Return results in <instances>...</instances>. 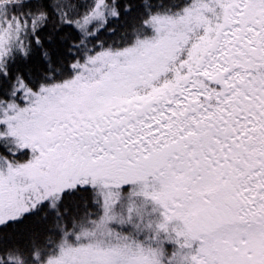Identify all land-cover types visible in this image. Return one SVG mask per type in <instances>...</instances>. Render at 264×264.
<instances>
[{
	"label": "snow or ice",
	"instance_id": "obj_1",
	"mask_svg": "<svg viewBox=\"0 0 264 264\" xmlns=\"http://www.w3.org/2000/svg\"><path fill=\"white\" fill-rule=\"evenodd\" d=\"M0 264H264V0H0Z\"/></svg>",
	"mask_w": 264,
	"mask_h": 264
}]
</instances>
